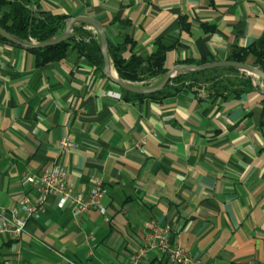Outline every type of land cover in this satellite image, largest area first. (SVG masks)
Instances as JSON below:
<instances>
[{
  "label": "crops",
  "instance_id": "crops-1",
  "mask_svg": "<svg viewBox=\"0 0 264 264\" xmlns=\"http://www.w3.org/2000/svg\"><path fill=\"white\" fill-rule=\"evenodd\" d=\"M28 2L40 16L94 19L113 45L129 39L127 60L161 43L167 71L230 61L264 38V0ZM75 27L97 40L91 27ZM103 70L74 43L63 60L39 65L0 41V212L23 216L20 201L37 197L25 176L54 168L76 192L88 195L97 182L107 191L105 214L79 220L49 197L20 240L0 234V264H129L155 227L205 264H264V82L247 89L240 74H225L234 84L223 91L201 84L150 97ZM111 77L120 79L113 61ZM143 264L170 263L150 252Z\"/></svg>",
  "mask_w": 264,
  "mask_h": 264
},
{
  "label": "trees",
  "instance_id": "trees-1",
  "mask_svg": "<svg viewBox=\"0 0 264 264\" xmlns=\"http://www.w3.org/2000/svg\"><path fill=\"white\" fill-rule=\"evenodd\" d=\"M67 20V17L62 16L38 15L28 0H0V27L24 42L33 40L37 43H43L60 37L65 31ZM0 41L9 43L1 37ZM73 43L79 52L85 55L89 61L99 68H103L104 59L100 41L98 38L96 40L91 34L80 31L77 27L73 28L72 36L68 41L53 47L31 49L29 51L36 55L39 65H46L63 60ZM129 46H134L129 39L118 45H113L109 42V56L121 80L132 83H143L164 77L167 72L165 68L166 55L170 50L168 47L157 43V50L153 55L147 58L132 56L127 60L124 54ZM249 56L255 57V66L259 67L264 73V38L247 49H234L229 59L233 62L245 63ZM204 64L206 63L200 65ZM234 73L239 74L233 68L185 73L171 79L160 92L147 96H167L183 88L196 87L201 84H212L214 90L218 91L221 89L223 91V89L228 87L226 85L234 84L231 78L224 75ZM241 82L247 89L252 87V78L250 77L241 75ZM262 124L264 125V108Z\"/></svg>",
  "mask_w": 264,
  "mask_h": 264
},
{
  "label": "built area",
  "instance_id": "built-area-1",
  "mask_svg": "<svg viewBox=\"0 0 264 264\" xmlns=\"http://www.w3.org/2000/svg\"><path fill=\"white\" fill-rule=\"evenodd\" d=\"M120 98V95H116ZM63 150H70L73 144L68 140L61 141ZM66 172L54 168L36 175H27L24 184L37 191L35 201L24 197L19 203L20 216L16 211L11 215L0 212V234L18 241L26 230L27 223L32 217L40 216L49 197H59L60 209L70 208L75 220L93 209L105 214L102 201L107 193L101 182H97L88 195L76 192L67 182ZM170 230L167 227H155L145 243H141L136 253L130 258L129 264H143L150 252H158L168 258L170 264H205L201 259L192 256L186 249L177 243H172Z\"/></svg>",
  "mask_w": 264,
  "mask_h": 264
},
{
  "label": "water",
  "instance_id": "water-1",
  "mask_svg": "<svg viewBox=\"0 0 264 264\" xmlns=\"http://www.w3.org/2000/svg\"><path fill=\"white\" fill-rule=\"evenodd\" d=\"M77 24H85L91 27L98 35L102 56L104 59V70H103L104 74L110 77L113 83H115L118 87L133 94H138V95L155 94L163 90L166 87V85L169 83V81L177 77L178 75H183L185 73L204 72V71L220 69V68H233L236 69L240 75L250 77L252 79L258 78L264 82V73L259 68L247 65L245 63H237L233 61L213 62L204 65H179L177 67L168 70L164 75V77L162 78V80L160 81V83L154 87H142L118 78H112L111 77L112 61L109 56L108 37L106 35L104 28L97 21L89 17H76V18L68 19L66 21L65 31L60 37L53 38L43 43H37L33 40H31L30 42H24L19 38L14 37L13 35L8 33L6 30H4L1 27H0V37L5 39L7 42L22 49H26V50L44 49L68 41L72 36L73 28Z\"/></svg>",
  "mask_w": 264,
  "mask_h": 264
}]
</instances>
